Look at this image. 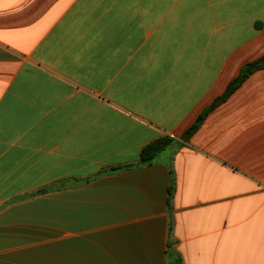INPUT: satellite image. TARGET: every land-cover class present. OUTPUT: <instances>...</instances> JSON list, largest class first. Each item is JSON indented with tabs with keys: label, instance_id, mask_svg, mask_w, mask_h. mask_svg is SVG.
<instances>
[{
	"label": "crops",
	"instance_id": "0c3cea01",
	"mask_svg": "<svg viewBox=\"0 0 264 264\" xmlns=\"http://www.w3.org/2000/svg\"><path fill=\"white\" fill-rule=\"evenodd\" d=\"M261 56L264 0H0V264H264V69L179 139Z\"/></svg>",
	"mask_w": 264,
	"mask_h": 264
},
{
	"label": "trees",
	"instance_id": "16d2710c",
	"mask_svg": "<svg viewBox=\"0 0 264 264\" xmlns=\"http://www.w3.org/2000/svg\"><path fill=\"white\" fill-rule=\"evenodd\" d=\"M261 69H264V56H261L259 59H257L252 63H248L244 65L238 77L228 85L225 92L220 97L215 99V101L209 107L205 108L200 113V115L197 117L195 122L179 137V139L182 142H187L190 139V137L199 129L205 117L211 110H213L215 107L221 104L225 99H227V97L233 91H235L252 72ZM171 144H173V140L169 137H162L160 139H157L149 143L145 147H143V149L140 152L138 162L136 164L112 169L111 172L119 171L121 169H126V168L152 165L153 163L158 162L166 154V151ZM165 165H167L171 174V183L169 185V190H168V195L170 196L173 191L172 167H171V163H165ZM167 258L169 264H182L180 257L174 252L169 251L167 253Z\"/></svg>",
	"mask_w": 264,
	"mask_h": 264
}]
</instances>
